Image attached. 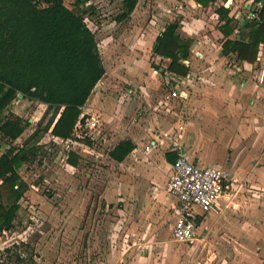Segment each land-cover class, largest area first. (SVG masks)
<instances>
[{
  "label": "rangeland",
  "instance_id": "obj_1",
  "mask_svg": "<svg viewBox=\"0 0 264 264\" xmlns=\"http://www.w3.org/2000/svg\"><path fill=\"white\" fill-rule=\"evenodd\" d=\"M121 1L91 0L97 11L86 19L96 30L106 74L85 108L97 109L106 127L94 133L97 146L92 154L81 153L74 169L68 164L67 145L51 134L43 137L37 162L21 172L29 188L20 201L13 228L0 233V264H259L256 248L261 241L252 242V258L243 254L237 263L232 256V240H222L217 248L211 243L198 247L178 243L169 236L173 216L154 197L159 186L167 188L170 178L164 154L149 160L138 155V161L131 156L125 165L108 157V150L122 140L141 143L151 131L156 135L166 130L171 118L164 114L156 117L154 112L157 103L153 95L160 87L154 70L161 73L169 63L154 54L152 45L170 23L184 16L198 17L195 12H199L191 6L192 0H140L134 14L120 23L115 19L121 14ZM221 2L201 12L199 22L216 25L214 13ZM72 4L66 0L71 9ZM186 11L189 15H181ZM210 55L212 60L220 56L217 52ZM189 61L194 74L208 67L197 52L191 53ZM223 72L226 78L216 88L222 85L229 89L237 84V99L242 95L240 79ZM193 87L188 88L196 94L211 91L210 86ZM130 91L134 93L128 100ZM241 103L242 99H237L236 104ZM194 104L190 103V108ZM47 112V106L37 102H14L5 115L28 120L15 145H23L40 124L47 123L51 116ZM107 113L111 122L105 118ZM153 170H158L162 181L148 179Z\"/></svg>",
  "mask_w": 264,
  "mask_h": 264
},
{
  "label": "trees",
  "instance_id": "obj_2",
  "mask_svg": "<svg viewBox=\"0 0 264 264\" xmlns=\"http://www.w3.org/2000/svg\"><path fill=\"white\" fill-rule=\"evenodd\" d=\"M72 1L73 9L66 0H0V147L8 146L0 156V233L13 228L20 201L29 188L21 172L37 162L40 141L47 134L61 142L73 137L86 103L106 74L96 30L86 21L97 8L91 0ZM194 1L204 8L218 2ZM256 1L263 3L259 19L245 21L240 27L230 10L223 6L216 9L218 27L225 37L224 56L234 54L242 62L256 63L264 45V0ZM139 2L122 0L121 14L115 20L127 21ZM181 28L179 21L166 26L153 52L170 60L167 71L186 77L190 70L183 61L191 56L193 39L181 36ZM235 32L237 37L232 39ZM24 101L46 105L51 116L17 147L14 143L25 133L28 120L5 112L14 102ZM134 147L132 140H124L108 155L121 163ZM79 160L78 154H68L72 167Z\"/></svg>",
  "mask_w": 264,
  "mask_h": 264
},
{
  "label": "crops",
  "instance_id": "obj_3",
  "mask_svg": "<svg viewBox=\"0 0 264 264\" xmlns=\"http://www.w3.org/2000/svg\"><path fill=\"white\" fill-rule=\"evenodd\" d=\"M238 24L240 27L241 24ZM164 30L165 28L162 32ZM162 32L154 39L152 48ZM181 32L186 36L185 38L193 39L191 53H201L202 56H198V59L205 62L204 64L208 67L194 74L188 65L190 70L188 76L183 77L173 73L177 79L180 78L178 81H173L163 70L162 76H154L158 87L160 86L153 95V101L157 103L154 107L155 115L157 117L158 114H164L171 120L165 131L156 135L151 131L146 138H142L141 143L134 139H126L133 141L134 150L124 161L116 163L125 165L131 156L138 161V155H145L149 160L160 153L165 156L166 165L169 167L168 173L171 176L173 159L177 157L175 149L182 146L192 163L202 168L228 169L234 180V189L230 196L222 198L210 213L200 215L198 240L193 245L201 247L211 243L217 248V243L222 240H232L235 247V253L232 256L235 262L240 263L238 257L243 254L251 257L252 242L261 241L256 249L259 251V264H264V233L262 232L264 231V75L262 77L260 72L264 68V51L261 50L256 63L253 64L236 59L234 54L224 56L222 45L225 37L217 24L207 26L199 21H191L181 28ZM196 34L200 37V44H197V40L194 39ZM236 37L237 32L232 39ZM214 52L219 53L220 56L212 60L213 57L210 54ZM164 60L168 61L169 66L170 60ZM233 65L238 69L236 76H231L232 74L229 73ZM223 71H226L229 77L240 79V84H242L240 94L242 95H239L237 99L240 101L242 99L241 104H236L235 90L239 87L237 84H232L229 89L222 85L216 88L220 80L224 82L226 78V76L223 77ZM196 79L199 81L196 82ZM192 84H194L193 89H198L200 86H205L204 89H207L210 86L211 91H202L201 94L193 93L188 88ZM172 91H186L188 99L184 101L169 98ZM133 93L130 91L126 95L129 97L128 100H131ZM124 100L125 97L121 99L120 107ZM190 103L196 104L190 108ZM86 108L84 107V115L94 114L102 119V115L96 113L97 109L89 107L86 110ZM239 113H243L242 116L238 115ZM107 117L111 122V116L108 113L105 118ZM156 123L158 124L159 121ZM180 126L184 127L183 131H179ZM88 146L94 151L97 145L95 141L90 140ZM115 146L109 149L108 153ZM7 148L8 146L4 145L0 147V156ZM147 148H149L148 151ZM74 149L80 155L86 153L82 152L80 146ZM157 171L153 170L151 174H148V179L162 181ZM157 189L154 197L160 201L164 211L171 213L174 224L177 208L176 197L164 186H159ZM164 189L166 192H163Z\"/></svg>",
  "mask_w": 264,
  "mask_h": 264
},
{
  "label": "built area",
  "instance_id": "obj_4",
  "mask_svg": "<svg viewBox=\"0 0 264 264\" xmlns=\"http://www.w3.org/2000/svg\"><path fill=\"white\" fill-rule=\"evenodd\" d=\"M191 6L199 11L195 12L198 17H191V15L185 17L184 15H189V10L182 12L181 15L184 16V19L179 20L182 28L188 22L201 21L200 13L206 12L211 8V6L204 8L194 0L191 1ZM220 6L230 10L231 17H234L238 20V23L242 24L245 21L258 20L263 3L256 0H222ZM214 14L218 25L219 19L216 10ZM194 39L197 40V44H200V37L197 34L194 35ZM262 49L264 51V45ZM197 56L202 55L197 53ZM183 63L186 66L190 65L189 60L183 61ZM164 69L168 70V67ZM237 71L238 69L233 65L230 73L237 75ZM166 72L173 81L180 79H177L173 73ZM260 72L263 77L264 68ZM161 73L158 70H154L156 76H162ZM169 98H178L185 101L188 99V93L186 91H172ZM102 127H106V125L102 123V119L98 115L83 114L75 126L73 137L62 142L67 145L69 153L74 152L80 156L79 152L74 149V147L80 146L82 152L92 154L88 141H95L94 133L98 132ZM183 130L184 127L180 126L179 131ZM146 150L148 151L149 148ZM175 151L177 157L173 163L172 174L167 183L168 190L175 195L177 200L176 216L171 237L179 243L194 244L198 240L200 215L210 213L222 198L230 196L234 189V180L231 172L226 168H202L192 163L182 146H178Z\"/></svg>",
  "mask_w": 264,
  "mask_h": 264
},
{
  "label": "water",
  "instance_id": "obj_5",
  "mask_svg": "<svg viewBox=\"0 0 264 264\" xmlns=\"http://www.w3.org/2000/svg\"><path fill=\"white\" fill-rule=\"evenodd\" d=\"M19 97H20L21 99H23V95L20 94Z\"/></svg>",
  "mask_w": 264,
  "mask_h": 264
}]
</instances>
